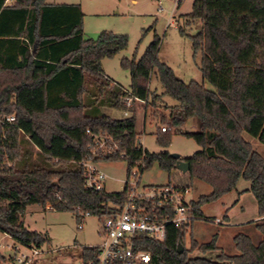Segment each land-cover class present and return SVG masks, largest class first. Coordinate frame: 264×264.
Here are the masks:
<instances>
[{"label": "trees", "instance_id": "16d2710c", "mask_svg": "<svg viewBox=\"0 0 264 264\" xmlns=\"http://www.w3.org/2000/svg\"><path fill=\"white\" fill-rule=\"evenodd\" d=\"M7 1L0 0V233L21 245L41 248L49 243L48 234L25 226L23 216L33 205L73 213L78 221L81 213L100 221L111 217L125 204L127 188H87L80 163L88 159L125 162L127 181L133 169L140 167L143 174L158 165L172 184L179 172L177 161L168 151L151 153L142 146L135 104L127 118L109 114L126 110L122 100L129 94L147 105L151 101L153 107L169 97L176 105H166L157 143L168 148L175 134L193 139L200 150L184 159L190 170L181 174L189 183L198 180L212 187L210 194L191 202L193 214L198 221L211 220L202 207L235 190L240 180L247 181L261 218L249 224L262 239L255 244L251 235L237 234V255L219 248L218 234L203 244L192 239L188 249L187 230L172 225L163 242L138 237L136 250L151 255L148 264H264V156L246 139L248 135L264 145V0H194L184 16L180 33L191 40L195 55L201 53L203 78L215 90L177 78L159 60L161 39L155 36L138 61H122L130 71V91L102 70L104 59L128 48V36L102 32L97 40L86 38L85 15L77 4L14 0L9 6ZM197 22L202 30L189 35L187 29ZM153 75L164 89L162 95L150 89ZM190 121L198 131L184 130ZM99 137L112 138L117 149L97 152ZM196 250L220 254L216 259L192 258ZM97 252L96 247H84L83 263L94 262ZM7 260L0 253V264Z\"/></svg>", "mask_w": 264, "mask_h": 264}, {"label": "rangeland", "instance_id": "374dc122", "mask_svg": "<svg viewBox=\"0 0 264 264\" xmlns=\"http://www.w3.org/2000/svg\"><path fill=\"white\" fill-rule=\"evenodd\" d=\"M179 0H46L50 4L70 3L80 5L85 15L84 33L88 38L97 40L102 32H111L128 36V48L119 52L112 58L102 61L104 74L114 83L121 85L126 91H130V71L122 67V61L139 60L147 47L154 41L155 36L161 39L159 60L167 64L177 78L189 84L192 81L204 84L208 90L214 87L203 78L201 67V53L194 54L191 40L180 33V27L185 24L184 16L192 10L194 0H183L178 8ZM160 6L162 10L160 11ZM174 15L175 18L172 19ZM202 30L200 22L187 29L189 35L194 36ZM150 89L157 95H162L163 87L153 75ZM166 105L173 106L176 102L169 97H163L157 101L155 107L151 101L135 103L137 112L138 140L142 146L151 153L168 151L177 153L183 159L191 157L200 147L193 139L181 134L172 137L168 148H163L157 143L158 129L162 127L160 118L167 114ZM122 112V113H121ZM110 111L115 119L129 117L123 111ZM145 113L147 115H145ZM111 116V117H112ZM112 117V118H113ZM1 119H4L2 117ZM193 123V124H192ZM196 125V129L195 126ZM165 127V126H164ZM193 127V128H192ZM166 128V127H165ZM186 131H198L195 121H190L184 128ZM257 152L264 156V145L258 140L246 135ZM105 148V147H104ZM97 168L108 177L107 188L120 191L128 179L127 164L123 161L97 163ZM135 172V169L132 170ZM132 180V177L130 178ZM170 181L169 175L162 171L158 165L144 171L141 176L142 186L166 185ZM173 184L185 186L191 189L188 199L197 201L201 196L212 192V187L204 182L194 180L189 183L187 177L181 172L175 173L171 179ZM251 184L240 180L237 188L223 196L214 203L202 207L205 218L211 220H199L191 229L187 230L185 246L189 249L192 239L200 244L210 242L212 237L220 234V246L222 251L228 255L239 254L235 244L234 236L239 233L251 235L255 244L262 239L261 234L249 223L259 217L258 206L255 196L250 192ZM48 209V208H47ZM45 210L43 207L33 205L28 207L23 218L25 226L30 231L48 234L50 242L40 248L41 255L35 264H84L81 252L84 247H95L101 243L100 229L102 221L97 217H87L82 223L70 212H56ZM228 213L231 223L228 227L212 222L216 220L225 221L224 215ZM79 224L83 229H79ZM227 225V223H225ZM194 226V229H193ZM203 242V243H201ZM0 253L12 255L13 251L8 246H18L11 238L0 233ZM20 252L29 253L25 248ZM219 252H208L206 254L196 250L191 254L192 258L204 257L216 259Z\"/></svg>", "mask_w": 264, "mask_h": 264}, {"label": "built area", "instance_id": "2783aa9c", "mask_svg": "<svg viewBox=\"0 0 264 264\" xmlns=\"http://www.w3.org/2000/svg\"><path fill=\"white\" fill-rule=\"evenodd\" d=\"M179 2L180 0L178 4ZM162 9L160 6V11ZM137 102L144 103L132 94L122 100L126 110ZM7 121L13 122L14 118H7ZM162 130L166 131V128ZM95 145L97 152L111 153L117 149V144L112 138L99 137ZM80 165L84 168V181L87 188L107 191L108 177L97 168V163L88 159ZM141 176V168H136L132 174V180L124 184L123 191L126 188L128 191L125 204L118 207V210H113L111 217L102 220L100 229L102 240L98 246H95L98 250L96 260L88 264H148L151 262V255L136 250L135 241L138 237H148L157 242H163L169 226L174 225L189 230L193 222L198 221L193 214L191 204L193 200L188 199L190 188L173 183L142 186ZM48 210L55 211L52 207H48ZM87 217H91L89 213H81L80 222L82 223ZM213 222L225 225V221L219 219ZM79 229H83L82 224H79ZM21 247L27 249L29 253L20 252ZM8 249L13 253L6 256L8 260L4 264H35L41 255L40 248L32 245L18 244L14 247L8 246Z\"/></svg>", "mask_w": 264, "mask_h": 264}, {"label": "crops", "instance_id": "0c3cea01", "mask_svg": "<svg viewBox=\"0 0 264 264\" xmlns=\"http://www.w3.org/2000/svg\"><path fill=\"white\" fill-rule=\"evenodd\" d=\"M13 3H14V0H8L7 1V5H9V6H11V5H13ZM50 4V3H49ZM58 4H70V3H58ZM174 16V15H173ZM175 18V17H174ZM85 36H86V38H88L87 37V35L85 34ZM88 39H90V38H88ZM126 90V89H125ZM112 111V113H113V111L114 112H121V110H111ZM123 112L125 113V116L128 114V112H129V110H123ZM122 113V112H121ZM113 115V114H112ZM111 115V116H112ZM145 115H147L146 113H145ZM113 117V116H112ZM114 118V117H113ZM125 118H127V116L125 117ZM115 119V118H114ZM120 119H124V118H120ZM193 124V123H192ZM192 126H195V128H193V129H196V125H192ZM124 189V188H123ZM123 189L122 190H120V191H114V190H110V189H108L107 188V191L108 192H122L123 191ZM48 210V209H47ZM204 214V213H203ZM227 214V216H228V219H226V221L227 222H225V223H227V225L225 224V226L224 227H228V226H230V225H233L232 223H231V218L229 217V215H228V213H226ZM225 214V215H226ZM26 214H24V216H25ZM224 215V216H225ZM24 216H23V218H24ZM259 220H261V218L260 217H258L256 220H253V222H256V221H259ZM25 223V222H24ZM196 224V223H195ZM194 224V225H195ZM193 229H194V226H193ZM216 234H218V246H219V248H221L222 249V247L220 246V242H219V240H220V234H221V232H218V233H216ZM4 236L5 237H7V238H10V237H8V236H6L5 234H4ZM235 237V236H234ZM201 243H203V242H201ZM5 256H9V255H5ZM81 256V255H80Z\"/></svg>", "mask_w": 264, "mask_h": 264}, {"label": "water", "instance_id": "95a60500", "mask_svg": "<svg viewBox=\"0 0 264 264\" xmlns=\"http://www.w3.org/2000/svg\"><path fill=\"white\" fill-rule=\"evenodd\" d=\"M171 158L175 159L177 161V164H176V169L177 171L183 173V174H186L189 172L190 170V165L188 162H186L182 157L181 155L177 154V153H171L170 154ZM184 246L183 245H179L178 247V252L179 253H183L184 251Z\"/></svg>", "mask_w": 264, "mask_h": 264}]
</instances>
